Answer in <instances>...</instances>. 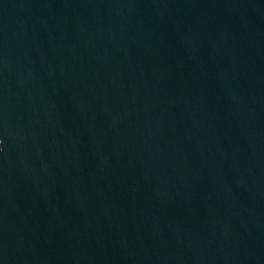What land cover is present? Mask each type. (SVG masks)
I'll return each instance as SVG.
<instances>
[{
  "label": "water",
  "instance_id": "95a60500",
  "mask_svg": "<svg viewBox=\"0 0 264 264\" xmlns=\"http://www.w3.org/2000/svg\"><path fill=\"white\" fill-rule=\"evenodd\" d=\"M0 264H264V0H0Z\"/></svg>",
  "mask_w": 264,
  "mask_h": 264
}]
</instances>
